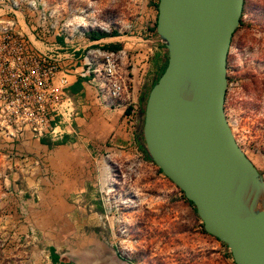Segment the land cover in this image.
Wrapping results in <instances>:
<instances>
[{"label":"rangeland","instance_id":"1","mask_svg":"<svg viewBox=\"0 0 264 264\" xmlns=\"http://www.w3.org/2000/svg\"><path fill=\"white\" fill-rule=\"evenodd\" d=\"M0 2L14 7L20 30L37 41L86 47L98 31L153 39L159 0ZM149 49L126 42L122 74L130 118L96 112L93 144L81 134L48 148L31 142L12 150L0 142V264H52L51 247L64 264H235L226 247L203 231L181 191L138 149L141 93L159 75L149 65ZM228 80L227 118L264 175V0H245ZM128 126L129 143L123 142Z\"/></svg>","mask_w":264,"mask_h":264},{"label":"water","instance_id":"2","mask_svg":"<svg viewBox=\"0 0 264 264\" xmlns=\"http://www.w3.org/2000/svg\"><path fill=\"white\" fill-rule=\"evenodd\" d=\"M245 0H159L164 72L141 93L136 138L235 264H264V175L226 115L228 58ZM122 261V260H121Z\"/></svg>","mask_w":264,"mask_h":264},{"label":"built area","instance_id":"3","mask_svg":"<svg viewBox=\"0 0 264 264\" xmlns=\"http://www.w3.org/2000/svg\"><path fill=\"white\" fill-rule=\"evenodd\" d=\"M18 24L14 7L0 2V142L15 150L31 142L54 147L77 141L81 92L71 93L77 83L97 86L108 108H126L123 50H107L101 40L86 47L39 42Z\"/></svg>","mask_w":264,"mask_h":264},{"label":"crops","instance_id":"4","mask_svg":"<svg viewBox=\"0 0 264 264\" xmlns=\"http://www.w3.org/2000/svg\"><path fill=\"white\" fill-rule=\"evenodd\" d=\"M3 18L7 19L8 17L4 16ZM130 40L131 41L133 40L141 41L147 44L146 41H148L149 39L146 40L144 38H133V37L126 38L123 36H116V37H109V38L101 39V45L104 46V48H106L107 50L112 49V47L121 46V49L119 51L123 50L125 52L126 42ZM60 42L62 44L64 43L63 40H60ZM127 45H131L133 47L135 46L132 43H127ZM139 46H144V45L141 44ZM136 50H140V48L137 47L135 51ZM150 51H152L153 57H151L149 65L154 68L155 72H157L158 74H161L164 68L163 59H164L165 54L163 53V50L161 47L153 46V49H151ZM154 53L156 54V57L154 56ZM82 88L83 90L81 91V94L79 96V108L82 113L78 120V125L80 129V134L84 136L83 137L84 139H88L90 141V144H93L92 142L93 131H92L91 123L96 116V112H98L99 110L109 109L113 112H118L121 115V118L125 117L124 120L129 121L130 117L126 113L127 112L126 108L110 109L102 102V100L99 98V90L97 86L86 82L82 85ZM123 138H124L123 142L129 143L131 141L132 138H130V126H128L127 134L123 135ZM39 146L48 148L46 145H39Z\"/></svg>","mask_w":264,"mask_h":264},{"label":"trees","instance_id":"5","mask_svg":"<svg viewBox=\"0 0 264 264\" xmlns=\"http://www.w3.org/2000/svg\"><path fill=\"white\" fill-rule=\"evenodd\" d=\"M158 3H159V2H158ZM156 8H157V10H158V4L156 5ZM156 25H157V23H156ZM156 25H155V28H156ZM154 32H155V29H154ZM116 36H119L117 32H114V33L109 34V33H105V32H100V31H98V32H93V33H91V34L89 35L88 38H89L90 41H97V40H101V39H104V38L116 37ZM120 49H121V46H116V47H112V49H110V50H111V51H119ZM165 67H166V65H164V68H163V70H162L161 73L164 72ZM82 90H83V88H82V84H81V83H77L74 87H72V89H71V93H72L73 95H77V94L80 93ZM129 114H130V110L127 111V115H129ZM136 141H137V138H136ZM43 144H46V143H43ZM137 145H138V149H139V151L144 155L145 159H146L147 161L151 162L150 159L147 157V155H146L144 149L139 145L138 141H137ZM151 163H152V162H151ZM160 173H162V172L160 171ZM181 193H182V192H181ZM182 196H183V198L186 200V198L184 197L183 193H182ZM186 201H187V200H186ZM187 202H188V201H187ZM188 203L192 206V204H191L190 202H188ZM202 228H203V225H202ZM203 231H204V230H203ZM224 246H225V245H224ZM49 254H50V259H51L52 264H64V263H62V261H61V257H60V255L57 253L56 248L51 247V248L49 249ZM123 260H124V261H128V260H126V259H123Z\"/></svg>","mask_w":264,"mask_h":264}]
</instances>
